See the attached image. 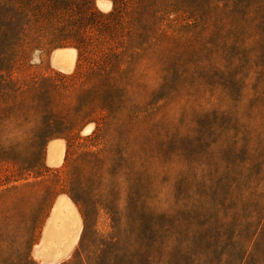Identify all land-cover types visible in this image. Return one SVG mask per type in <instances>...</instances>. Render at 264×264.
Wrapping results in <instances>:
<instances>
[{"label": "rangeland", "instance_id": "1", "mask_svg": "<svg viewBox=\"0 0 264 264\" xmlns=\"http://www.w3.org/2000/svg\"><path fill=\"white\" fill-rule=\"evenodd\" d=\"M113 1L0 0V264H47L33 250L60 196L81 222L56 264L84 224L81 264L132 244L131 207L156 264L166 251L147 220L193 204L248 254L264 228V0ZM146 13L156 20L132 21ZM64 47L79 50L69 74L49 66ZM59 138L65 161L48 168ZM208 250L180 264H225L226 249Z\"/></svg>", "mask_w": 264, "mask_h": 264}, {"label": "trees", "instance_id": "2", "mask_svg": "<svg viewBox=\"0 0 264 264\" xmlns=\"http://www.w3.org/2000/svg\"><path fill=\"white\" fill-rule=\"evenodd\" d=\"M112 2L115 9V1L112 0ZM156 18V14L150 15L146 13L140 16L133 15L132 21L134 23H145L147 20L154 21ZM147 33L148 31L140 33L139 39L147 37ZM76 49L78 50V48ZM200 208L197 204H193L188 211L179 210L172 215H163L159 218L147 220L149 227L151 226L149 231L157 234L159 230V241L164 242L162 244L166 251V254H163L166 257L163 262L164 264H180L182 261L180 252L184 249L190 254H193V258L198 255V257L202 256L205 259L210 255L208 249L214 250L216 254V250L226 249L225 264H264L261 258L257 256L258 254L261 255L260 252H262L260 242L264 238V228H261L260 232L258 231L255 234L254 243L250 252L247 254V246L242 242L243 237L240 239L239 234H237L238 240L235 239L236 237L234 238L235 234L231 228L233 225L220 224L222 226L220 231L214 225L210 227L209 220L204 219L206 217V209L209 208ZM131 209L132 216H129V218L137 228L135 235L133 238L131 237L133 243L113 250L114 252L106 250L107 247H105L104 250H100L96 264H156L154 259L155 257L161 256V251L163 250H160V247H156L155 244L152 247L143 245L145 240L143 232L147 224L146 219L144 220L140 208H138L139 212H134V208L132 207ZM202 220L207 221V223H201ZM86 231L87 226L84 224L80 244L75 252L74 259L62 264H81L78 258L80 256L81 244L85 240ZM238 233L242 235V232ZM182 241L185 242L184 245ZM158 250L160 251V255H158Z\"/></svg>", "mask_w": 264, "mask_h": 264}, {"label": "bare ground", "instance_id": "3", "mask_svg": "<svg viewBox=\"0 0 264 264\" xmlns=\"http://www.w3.org/2000/svg\"><path fill=\"white\" fill-rule=\"evenodd\" d=\"M65 214V215H64ZM81 218L72 205L62 201L54 207L51 222L45 230L42 245L34 248V255L44 263L60 262L72 250L80 228ZM57 242L52 248L51 243Z\"/></svg>", "mask_w": 264, "mask_h": 264}, {"label": "crops", "instance_id": "4", "mask_svg": "<svg viewBox=\"0 0 264 264\" xmlns=\"http://www.w3.org/2000/svg\"><path fill=\"white\" fill-rule=\"evenodd\" d=\"M95 6L98 11L102 13L110 12L113 9V3L111 0H95ZM78 61V51L74 47H64L54 50L49 57V66L52 70L69 74L76 69ZM95 127L93 124H88L84 128V135H90L94 131ZM67 144L62 138L52 140L47 143L45 149V165L48 168L60 167L66 157ZM62 201H66L64 196H60L56 203L60 204ZM41 246V243L36 247Z\"/></svg>", "mask_w": 264, "mask_h": 264}]
</instances>
